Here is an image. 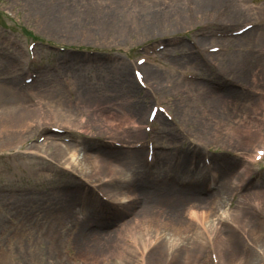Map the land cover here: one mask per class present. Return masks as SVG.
Wrapping results in <instances>:
<instances>
[{"label":"rangeland","instance_id":"rangeland-1","mask_svg":"<svg viewBox=\"0 0 264 264\" xmlns=\"http://www.w3.org/2000/svg\"><path fill=\"white\" fill-rule=\"evenodd\" d=\"M53 1L55 0H45L44 4L51 6ZM74 1L75 0H66L67 6L69 7ZM83 1H86L83 8L87 7L91 9L90 7H94L93 0ZM132 1L133 5L128 6V0H123V6L131 8L132 10L120 14L126 24L118 27L109 25L98 26L95 21L79 22L71 18L67 21L64 18L62 21L63 25L68 24L76 28L75 34L68 36L64 35L66 33L53 30L51 27H46L43 24V22L47 24L45 20H42V15L45 14L44 10L47 9L45 5L42 4L43 8L40 10V13H36L34 9L35 6L30 8L27 0H0V73L12 74L15 73V70H18V66L12 62L16 58H20L24 61L26 58L25 42L31 38L41 40L43 43L50 42L73 47H87L102 51L112 50L109 52H112L114 56H122L120 61H116L115 64L112 65V69L88 68L64 80L52 77V79L55 80L52 81L51 76L42 77V80L37 85H34L29 89L28 94L33 99L26 103V105H29L28 108L37 106L42 109H45L46 107L49 109L48 105H53L50 102L51 98L49 94L42 93L36 95L37 92L42 90V86H46V81L48 79L51 81L50 85L58 90L60 97L76 109V113L71 115V118L73 117L75 121L72 120L66 122L68 126H66V129L70 130L67 133L79 136L78 132L81 131L87 133L86 130H90L94 134H97L107 130L108 132L104 133L106 138H109L110 140H118L119 142H122V144H130L134 140L140 138L141 135L138 134L131 138H125L122 135V130L124 127L133 128L138 121H143L150 101L148 95L139 87H137L139 90L135 89L139 93L129 94L127 96L125 94L124 96V92L122 90L123 85L120 84L119 78H115L112 75H118L115 65L117 69L118 66H126L127 59L129 57L136 56V47L141 46L144 42L159 37L172 36L173 38H176V36L184 34L186 30L198 25H211L218 30H225L226 28L232 27V25L241 24L245 20H251L258 25L257 28L264 26V0H215L213 4L206 9L210 10L201 15H198L199 13L195 14L196 10L193 11L187 3V9L185 10L184 6L179 7V13L181 19L188 22V24L185 26L177 24L178 26L175 27L170 25L172 22L169 19L160 18L153 23H147L139 22L138 20L133 21L132 14H127L133 13V8L144 9V6H147L148 4L152 7H160L161 11H166V8H168L171 4L170 0ZM147 2L149 3L147 4ZM129 3H131V1ZM220 5H225V10L223 12L216 13L215 11ZM229 5L233 6L229 7ZM229 8H235L237 10L240 9L242 15H239L241 12L238 11V18L236 17L237 15H234L233 17L228 16L229 18H227V14L232 13L233 15V13H237V11L234 10L231 12ZM47 10V12L50 13V9ZM141 11L143 12V10ZM212 12L215 14V17L213 18ZM35 13L38 14V16H36ZM256 31L257 30H254L253 28L250 30L251 36L244 35L246 37H240L237 39H200V43L202 45L217 44L228 48L226 53L219 52L214 56L211 55V59L216 63L218 70L222 75L225 74L232 79V83H238L248 88L247 91L238 93V96L235 94L230 96L232 101H235L238 98V108H235L234 104L233 106L230 104L231 108L229 107V110L225 111V117L216 119L217 121L214 125L215 127L207 130L206 132L205 130L196 129L194 122L189 118V115L186 114L185 109L188 107L200 109L205 108L209 103V100L217 96L211 94L212 92L209 90H206L204 92V97L202 96L200 98L193 94L195 90L197 91V87L200 83L197 82L192 85L180 83L178 81L181 72L196 69L201 73L199 68H195L192 64H183L181 67H177L174 65L177 63V58L176 60L175 58L174 60L167 59L162 63V66L165 68L162 69L163 74H161V76L165 75L167 78H161L158 81H153L152 79L149 80L146 77L150 83L154 84L158 89L163 91L162 95L164 100L169 105V109L176 116V118L187 128L195 139L201 142L204 147L207 146L209 150H224L229 155L237 153L239 156L244 157L246 153L250 151L252 143H256L258 138L264 137V132L259 131L261 125L264 129V39H260L257 43H254L253 40L257 41L259 38H253ZM23 32L26 33H24L25 37L22 34ZM21 50L24 53H21ZM38 51H40L42 58H54V54L56 53L49 49L46 45L38 46ZM231 51L236 52L234 59H232L234 60V63L236 64L238 61H242L243 65H245L244 62H248L250 64V69L253 71L252 74H250L251 71L246 68L247 71L242 74V76H239L241 74L232 72L233 67L224 69L219 64L217 58L219 59L221 58L220 56L231 53ZM19 53L21 54L19 55ZM8 54L14 56L11 58L12 62L8 61ZM21 63L23 65V62ZM209 69L214 76V70L211 68ZM130 80L134 84L133 86H135L132 76ZM8 86L14 87L13 85L0 84V90H4L8 88ZM74 87L81 90L80 95L78 97L68 99L70 97L67 95V90ZM144 93L146 98L143 108L140 111V113L142 112V118L134 116L133 118H130V120H125V117L129 116L127 110L129 108L132 109L133 105L140 100L139 95ZM220 98H222V96H220ZM19 102L20 101L13 100L10 103L15 104ZM99 102H103V104L108 105V107L111 108V111H92L90 103H95L97 106V103ZM10 103L7 105H10ZM1 104L2 103H0V114L3 115V108L7 105L1 106ZM77 108L79 112L77 111ZM38 110L39 109H33L21 114L13 113L11 116L15 118L32 113L37 117L39 113L42 114V112L45 111L41 109L39 111ZM56 110L60 111L62 109L59 108ZM109 112H111V114H113L115 118L121 122V124L118 122L117 124L111 125L114 122L112 117L109 116ZM92 114L96 117V119L91 117ZM11 116L0 118V154H2L0 158V264H116L115 261L111 260V251L107 250L113 242L112 237L115 236V234L110 235L111 232L107 233V229L114 226V224L119 222L123 217H127L131 214H123L122 212L121 214L113 217L112 222H108L100 229V232H104L106 235L102 236L108 238L102 245V250H104L105 254L110 256L111 261L91 257L86 252L90 251L85 245V241L88 237L84 240L82 232L83 229L90 224L91 219L85 224H81V226L79 225L73 227V224H68L66 227L71 228L69 232L64 231V227L61 225V227L56 228L53 232H46L44 229H39L36 231V235L31 233L30 228L35 227V220L42 215L41 213L43 209L50 205L54 198L63 196L66 192L65 190H68V184L66 183L65 185L63 182L70 179L65 177L64 174L55 172V168L53 167L52 171H48L47 174L41 169L43 162L37 161V158L26 156L20 151H17L18 149L25 150L27 145L24 142L30 138H35L40 133H38L35 127L37 120L31 119L30 121L21 122L20 124L5 122V119L11 118ZM79 117H82V121L79 120ZM40 122H49L53 124L59 123L60 125L64 124L60 117H53L48 114H45L44 117L40 119ZM95 122L97 124L103 123L104 125L96 128L93 125ZM235 122L240 123L234 129H231L229 125H235ZM28 124H31V126L28 127ZM162 127L165 128L166 126L162 124ZM171 130L170 127H166L165 131H160L157 137L167 141L170 145H174L176 149L179 145V140L182 137H180L181 135H179L178 132H175L173 129ZM94 134H86V139L95 140L94 138H96V136ZM168 134H171V137ZM48 136L49 135H47V137ZM62 136H64L63 138H67V140L70 138L74 139L72 136L66 135V133ZM238 136H241L240 140L244 142L243 144L245 146L242 145V143H237L235 139H238ZM51 139V137L47 138L45 142L40 145H36V147L40 148L47 154L60 159L62 162L65 161L68 155L58 156L59 154H55V152H59L55 151L53 153L52 146L49 144V142L53 144L59 143L60 140L53 141ZM107 143L110 144L109 141ZM246 146L247 148H244ZM102 147L107 149L108 146L103 145ZM69 148V152L73 151L74 148L75 150L79 149L75 146L72 147L70 144ZM205 152L206 151L203 149L201 162H199L200 164L204 162L203 156L205 155ZM170 153H172V151ZM189 153L190 151L187 153H185V151L182 152V158L184 160L186 159L187 164ZM79 156H81V153H79ZM211 159H213L212 155ZM240 161L241 160H238L234 167L238 166ZM67 163L71 164V161H67ZM232 169L229 170L225 176L227 180L233 171ZM85 172L89 173L87 170H85ZM99 173L97 174L98 177L100 176ZM196 175L198 177H204L206 181V173L201 174L200 172H197ZM97 176H93L92 178H96ZM159 179L165 180L164 174H162ZM148 182L150 183V180ZM255 184L256 187L250 191L252 192L253 190H256V196H258V194L264 195V172H261L258 175V179ZM110 188L112 187H106V189H108V193L112 194L113 191H111ZM77 194L80 195L79 193ZM241 195V197L237 195L236 199L240 197L242 198L241 200H245V193ZM248 196L251 197L250 195ZM192 200H194V196L192 197L190 195L177 203L176 210L178 212L179 220L182 216L184 205ZM253 200H258V204L251 202V209H254L255 207L253 205H256L258 206L259 215L260 213L264 215V196L262 198H253ZM131 205H133V203L127 206L129 211H131ZM78 208V206L75 207L76 210H78ZM220 212L221 209H216L214 214H210V217H214V226L220 224V221H218L219 215H221ZM157 219L158 218L156 217L154 221L157 222ZM236 219L238 220V217ZM177 222L178 224H174L172 226H176L182 229V231L192 226L190 223L184 224L180 221ZM158 223H161L162 226L166 225L167 229L165 231H168L169 223L162 221ZM42 225L47 224L42 223ZM224 225L221 228L214 229L218 232L223 231ZM226 229L228 230V228ZM98 231L99 230L94 231V237L90 236V238L97 239L99 241L100 235H96ZM118 232L119 233L114 237V239L117 241L119 237L126 248H132L131 239L125 236L127 235V230H119ZM253 233L254 232L250 231L246 234L251 236ZM37 235H40L41 237H37ZM181 235L185 238V240L182 241L185 243L181 244L183 249L179 251L178 248L180 246L177 247L178 252L175 251L176 254H173L174 257L172 263L170 262V264H209L207 250L206 247H204L207 243L205 240V234H199V236H201L200 239L194 240H192L189 235ZM36 239H41V242L35 243ZM133 239H136V237H133ZM159 243L161 244L158 238V240L156 239V249L154 250V254L158 252L156 254V261H158V259L160 260L166 252L165 248H158ZM190 245L192 246L188 248L189 250H186V247ZM18 248L23 251V255H18ZM119 249L120 247L117 248V250ZM117 250L113 248L112 251L116 252ZM185 255L187 256V259L184 261L183 258ZM236 260L237 259L235 258L230 259V257H227L224 260V263L234 264V261Z\"/></svg>","mask_w":264,"mask_h":264},{"label":"bare ground","instance_id":"bare-ground-1","mask_svg":"<svg viewBox=\"0 0 264 264\" xmlns=\"http://www.w3.org/2000/svg\"><path fill=\"white\" fill-rule=\"evenodd\" d=\"M29 3V7L32 8L35 6L36 13H40V10L43 8V5L47 9H50V13H48L47 9H45L44 13L42 15V20H45L47 24H45L43 21V24L46 27H51L53 30L61 31L62 33H66L64 35L72 36L75 34V27H72L68 24L62 23L64 18L68 21L70 18L77 20L79 22H85V21H95L97 22L98 26L103 25H109V26H121L125 25L126 22L122 19L120 16L121 13L128 12L132 10L131 8H115L118 3L121 0H105L104 2L102 0H93L94 7L92 9L83 8L86 4V1L83 0H75L71 3V5L68 7L66 0H55L53 1V4L46 5L45 0H27ZM171 4L168 8H166V11L160 10V7L150 8L147 6H144V9L139 8H133V13H127L132 14L133 21L138 20L139 22H147V23H153L157 21L158 19H169L172 23H170L171 26H178L177 24L181 26H185L188 24V22L184 21L180 17L179 13V7L187 9V2L186 0H170ZM215 0H188L189 6L191 9L195 11V14L201 15L205 13V10L207 7H209L211 4H213ZM146 3V2H145ZM43 4V5H42ZM233 5H229L231 7ZM143 10V12L141 11ZM229 10L232 12L237 11V13L227 14L228 16L233 17L234 15H237L238 18L239 15H242V12L240 9H231ZM137 11V12H136ZM188 11V10H187ZM200 11V12H197ZM238 11L241 13L238 15ZM135 12V14H134ZM38 16V14H36ZM41 20V19H40ZM228 20V19H226ZM123 21V22H122ZM234 21V20H233ZM70 27V28H69ZM114 27V28H115ZM257 30L255 32V35L253 38H258L257 41H254V43H257L260 39H264V26L255 29ZM251 34V33H250ZM249 34V36H251ZM19 52V51H17ZM21 53H24L21 50ZM19 53V55L21 54ZM216 55V54H212ZM234 53H227L225 55L220 56L221 58H217V61L219 64L224 68H230L233 67L232 72L241 74L239 76H242L247 70H250V74L253 73V71L250 69V64L248 62H244L245 65H243L242 61H238L236 64L234 63ZM22 56V55H21ZM252 59V58H250ZM15 65L19 66L21 63L20 58L15 59ZM197 63V60L194 56H188L187 58L177 59V63H175V66H182L183 64H190ZM247 68V70H246ZM203 70L208 74V70ZM160 72H156L152 69H149V78L153 81H158L161 78H167L165 75L160 76ZM209 77V76H208ZM214 80H216L214 78ZM200 83V82H199ZM1 84V83H0ZM190 84V83H187ZM122 90L124 92V96L126 94H134L138 93L135 89H137L132 81L128 79V77H125L122 82ZM214 85L211 82H208V80H205V83H200V85L197 87V91L195 90L193 94L198 97H204V92L206 90L214 91ZM197 86V85H196ZM42 90L37 92L36 95L39 94H49L50 96V102L53 105H48L49 109L46 107L45 109L33 107V108H24L22 110H13L9 113L0 114V118H6L13 115V113L21 114L24 112H28L33 109H41L45 110L38 114L36 117L35 114H26L21 115L19 117L5 119V122L8 123H14V124H20L21 122H27L32 120H37L35 127L38 128V125L40 123V119L44 117L45 114H48L53 117H60L62 119V122L64 126H67V121H72L73 117L71 118V115L76 113V109L73 108V106L69 103H67L64 99L60 97V93L55 87H52L50 83H47L46 86L41 87ZM26 90V89H25ZM25 90H20V88H14L8 86V88L4 90H0V103L1 106H6L9 104L12 100L19 99V104H25L26 102L33 99L30 97V95L25 92ZM216 90L219 93H216L213 95H216L217 97H214L213 99L209 100V103L205 108H194V107H188L185 109L186 114L189 115V118L194 122L197 130H205V132L209 129H212L215 127L216 119L225 117L224 113L225 111L229 110V107L231 108V105L235 108H238V98L235 101H232L230 99V96L233 95V93L236 96H238L239 90L232 89L230 87L222 88ZM51 93V94H50ZM241 93V92H240ZM212 94V93H211ZM140 100L133 105L132 109H128L127 112L129 116L125 117V120H130V118H133L134 116H137L138 118L141 117L142 112L140 113L141 109L143 108L144 102H145V95L140 94ZM222 96V98H220ZM96 103V102H95ZM95 103H90V106H92V111L94 110H101L102 112L111 111L110 107L108 105L103 104V102L97 103L96 106ZM40 104V103H39ZM95 104V105H94ZM10 105H7L8 107ZM5 107V108H6ZM61 108L62 110L58 111L56 109ZM38 110V111H39ZM47 110V111H46ZM77 111L79 112L78 108ZM112 117V120L114 123L121 124V122L115 118L111 112H109ZM86 114V113H84ZM139 115V116H138ZM86 116V115H85ZM89 116V115H88ZM132 116V117H131ZM91 117H96L92 114ZM36 118V119H34ZM38 118V119H37ZM81 118V119H80ZM104 119V118H102ZM79 120L82 121V117H79ZM125 123V121H124ZM240 122H235V125H229L231 129H234ZM44 124V123H43ZM59 124V123H55ZM96 128H99L100 126L104 125L103 123L93 124ZM28 127L31 126V124L27 125ZM33 126V125H32ZM234 126V127H231ZM68 127V126H67ZM101 130V129H100ZM87 133L85 134H94L90 130H86ZM108 132L105 130V132H100L97 134H94L96 136V139L100 137L101 135L104 136ZM122 135L125 138H131L133 136H136L139 134V132L136 129H130L124 128L122 130ZM241 136H238V139H235L238 144L242 143L244 145L243 141L240 140ZM91 140L93 141V144L87 143L84 141L82 144H85L88 148V151L84 149L81 151V156H79V151L73 150L68 151L69 144H66L64 142L59 143H50L52 146L53 153L55 151L59 152L55 154H59L58 156H65L68 155L65 161H71V167H77L81 169L80 171L83 172L84 176L86 177H93L97 176L99 172V175L101 177H96L92 181H98L102 177H107L108 182L103 184V189L105 188V192H108V189L106 187H112L110 188L111 191H113L112 194H109L108 196L111 198L117 199L118 197H127L129 195L132 196V199L129 204L133 203L131 205V211L127 208L129 204L126 205H115L112 206V211L110 213H105L101 210V207L99 208L97 206L92 205L93 201L95 200L94 196L87 191L86 189H81L77 183L75 182V179H71L70 182L66 180L63 182V184H68V190H65V194L63 196H58L57 198H54L50 205L46 206L43 211L42 215L38 218H36L34 225L35 227L30 228L31 233L35 234L36 231L39 229H44L46 232H53L56 228L61 227L63 225L64 231L69 232L71 228H67L68 224H73V227L81 226V224H85L88 220L92 219L95 222V225L93 227H87L86 234L89 233L87 236L88 238L85 241V245L87 249L90 251H86L91 257H95L100 260L105 261H115L116 264H135L136 261V254L132 250V248H126L124 246V243L120 238L118 237V240L116 241L114 237L119 233L116 231L115 236H113L112 240L113 242L109 246L107 250L111 251V260L110 256L108 254H105L104 250H102V245L108 238H104L103 240L99 239H91V237H94V231L99 230L96 235H102L100 232L101 227H103V224H107L113 216L119 215L120 213H128V214H134L133 218L129 220V222L124 226V229L127 230V235H133V237H136V239L139 242H142L143 237L145 234L149 235H157L161 242L160 247L166 248L169 245H177L180 244L185 238L183 235H189L192 240L194 239H200L202 231L206 233L209 237H212L213 232V221L214 217H210V211L206 210H196L194 213L190 216L188 220H185L187 223H190L192 225L190 228H186L184 231L182 229L172 226L174 224H178L177 221H182L184 219L181 218V220L178 219V212L176 210L177 203L182 201L184 198L195 195V197H199L200 199H204L206 196V193L204 191V177H198L196 175V172L202 173L203 166L198 165V168L195 172H192L187 168V163L184 159H181L180 161H174L171 157L166 156L165 153H161L160 156L162 157L161 163L157 164L155 169L147 170L144 165V161H142V150H130V149H103L101 148L99 142L97 140ZM214 139V138H212ZM214 141V140H212ZM90 145L97 146V150L94 151L93 148L90 149ZM245 146V145H244ZM244 148H247L244 147ZM93 151V152H92ZM63 154V155H61ZM216 157V158H215ZM215 163H214V169L210 172V176L215 180L218 179L220 182L218 183V188L215 193L216 196L220 197L227 193L229 190L228 187V181L225 177L227 175V172L231 170L237 161L230 157L229 155H219L215 156ZM66 163V162H65ZM64 169V168H63ZM83 170V171H82ZM85 170H87L86 173ZM164 172V173H163ZM164 174L165 180H160L159 178L161 175ZM153 183L155 185V188L153 190H149L147 188V185ZM248 183L250 182V179L244 180L245 188L249 186ZM241 185L243 183L241 182ZM255 187V186H254ZM78 191V192H77ZM256 190H253L252 192L249 191L247 194H245V200L239 201L240 203L235 206V215L238 217L239 223L243 225L244 228L247 227L249 231H258L259 229L263 228L264 225L261 222H258V219L255 217L253 212L248 211V203H258V200H253V198H262L263 194H258V196L255 195ZM79 193L80 195H78ZM122 194V195H121ZM247 195V196H246ZM250 195L251 197H249ZM255 196V197H254ZM249 197V198H248ZM226 202V201H224ZM107 204V203H106ZM78 206V210L75 209V207ZM118 206H121L120 209L122 210H116ZM264 206V203H263ZM78 212V213H77ZM213 213V212H212ZM80 214V215H79ZM214 214V213H213ZM157 219V222L154 221L155 218ZM40 218V219H39ZM165 222L169 223L168 225V231H165L167 229L166 225H161V223L158 222ZM47 224V225H42ZM171 223V224H170ZM231 225L225 224L224 230L217 232L215 236H213V241L215 245V251L216 256L218 258L219 264H225L224 260L227 257H230V259L235 258L237 259L234 261V264L236 262H240L242 264H259L256 261L255 258L252 256L254 255V249L249 247V251L246 252L244 248V240H242L239 235L233 230ZM228 228V230L226 229ZM172 231V232H170ZM84 232V231H83ZM170 232V233H169ZM188 232V233H187ZM145 233V234H144ZM112 234V235H113ZM36 235V234H35ZM126 236V235H125ZM29 237V236H28ZM37 237H41L40 235H37ZM31 239V236H30ZM21 241V240H19ZM41 242V239H36L35 243ZM189 243V242H188ZM264 243V240H263ZM192 244V242H191ZM192 245L186 247V250L190 248ZM120 247L119 250L117 248ZM206 247V246H205ZM113 248H115L117 251L113 252ZM183 247H179L178 250L181 251ZM243 249V250H242ZM189 250V249H188ZM251 251V252H250ZM108 252V251H107ZM106 252V253H107ZM158 253V252H157ZM154 252H152L148 258V261L151 263L156 260L157 256ZM187 254V253H186ZM241 254V255H239ZM18 255H23V251L18 248ZM187 259V256L183 258L185 261ZM150 263V264H151ZM237 264V263H236Z\"/></svg>","mask_w":264,"mask_h":264}]
</instances>
